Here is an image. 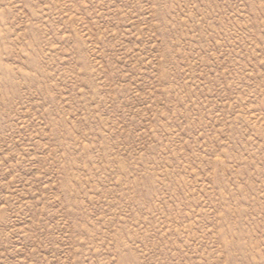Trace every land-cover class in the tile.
<instances>
[{"label":"rangeland","instance_id":"374dc122","mask_svg":"<svg viewBox=\"0 0 264 264\" xmlns=\"http://www.w3.org/2000/svg\"><path fill=\"white\" fill-rule=\"evenodd\" d=\"M0 264H264V0H0Z\"/></svg>","mask_w":264,"mask_h":264}]
</instances>
